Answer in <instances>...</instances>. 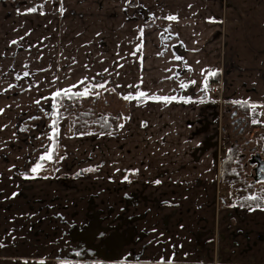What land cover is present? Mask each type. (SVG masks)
<instances>
[{
    "label": "crops",
    "instance_id": "1",
    "mask_svg": "<svg viewBox=\"0 0 264 264\" xmlns=\"http://www.w3.org/2000/svg\"><path fill=\"white\" fill-rule=\"evenodd\" d=\"M64 2L66 12L70 5ZM81 6L97 14L90 16L96 32L115 29L118 43H145L138 58L142 65L129 80L128 123L112 136L70 139L76 150L87 152L84 168L97 173L94 181L106 189L112 212L91 213L78 202L70 210L71 221L57 215L61 225L54 228L62 236L53 248L59 258L48 247L23 239L32 231L28 213L1 212L0 264H264V207L224 206L217 200L221 146L216 136L223 103L255 105L264 117V0H84ZM32 8L36 11L29 12ZM37 8L18 4L6 17L9 7L0 4L2 205L25 206L17 173L26 169L28 156L33 162L52 144L49 132L42 145V138L27 142L19 128L25 108L47 91L40 88L35 70L41 55L46 60L56 43L69 41L66 25L61 34L57 26L55 36L43 31L56 18ZM110 11L112 21L100 18ZM96 32L87 39L95 42ZM22 44V53H15ZM48 69L52 72L53 64ZM208 69L219 80L218 88L207 87L206 94ZM28 70L37 73L34 87L17 79ZM140 92L147 94L142 100L135 98ZM29 181L35 182L38 206L47 198L56 203L52 208L64 205L58 204L61 198L50 178Z\"/></svg>",
    "mask_w": 264,
    "mask_h": 264
},
{
    "label": "rangeland",
    "instance_id": "2",
    "mask_svg": "<svg viewBox=\"0 0 264 264\" xmlns=\"http://www.w3.org/2000/svg\"><path fill=\"white\" fill-rule=\"evenodd\" d=\"M83 1L84 0H68L67 4L70 5V8L67 7L66 12L63 10V5L65 4L64 0H17L16 2L19 5L30 6L34 4L38 7L40 6V8L37 9H40L43 13H45V15L52 19L53 17L56 18L54 20L56 23L47 24V28H43V31H48L49 36H55L58 32L61 34V26H68L64 34L66 36L65 40L69 41L63 44L56 43L54 53L52 52L53 54L48 55V59L46 60H44L45 54H42L39 68L35 69L39 71L40 88L46 89L47 91H40L39 94H36L37 97L40 98L39 103L35 101L32 106L29 105V108H25L24 110L25 117L23 124L20 125L19 128L24 133L26 138L25 140L27 142L34 141L37 138H42V145H44V137L46 135L48 136V132L49 135L52 136L53 126L51 112L54 104L53 102L55 100V93L58 91L70 89V91L79 92L84 91L86 88L89 89V91H92V89L95 91L99 88V84H104L103 88H111L123 97L130 96L131 84L129 80L133 77L134 72L137 69L139 70L142 65V58H138L142 55L145 43L136 41L129 44L128 39L122 44L120 42L118 43L114 34L117 33V30L115 29L107 28L104 32H96V22L91 20L90 16H96L97 14L87 12L85 7L81 6ZM93 1L96 3L98 0ZM11 3L12 1L7 2L0 0V4L7 5L9 7V14H6V17H9V15L12 14V9L15 8L11 6ZM16 3L14 2V4ZM99 15L101 19L104 16V20L107 21H112L115 16L114 12L111 11L106 14L100 13ZM51 25L53 26V29L49 27ZM61 30L63 31V28ZM93 31L96 32L94 35L95 42L93 39H87L91 36ZM70 41H76L78 44L74 42L70 44ZM23 46L25 45H19L15 50V53H22L24 50ZM50 64H53L54 66V70L52 72H49L48 69ZM26 72L28 73L27 76H24V74L18 75L19 80L25 82L27 87H34L36 85L34 81L37 78V73L33 74L31 70ZM66 81H68L69 84L62 86V84ZM54 89H57L56 92H54ZM93 93L88 94L90 98L93 97ZM206 94H208V88L206 90ZM84 99L87 100V97L85 96ZM258 109L260 110L261 115V109ZM225 110L226 109L223 103L221 107L219 106L217 117L219 115V118H221L222 128L223 126L228 128L233 125V127L239 131L240 135L236 143H246L247 149L245 152H247V155L243 162L249 163L252 155L256 153L260 154V144L264 141V117L255 119L257 122L251 123L248 128V122L245 121L246 117L242 115L235 116L236 113H234V115L228 113L226 114ZM238 120L239 122H237ZM127 123L128 121L125 124ZM260 123L261 126L259 125ZM67 124V119H63L58 126L57 144L59 143V154H57V156L52 155V160H41V156L47 155V153L44 152L33 162H30L32 158L28 156L26 169L17 173L19 178V198L23 201L26 207H22L21 204L16 205L14 203H10L2 205L0 203V214L1 212L9 213L12 209H14L16 214L28 213V224L31 225L32 231L26 233L23 239H28L35 245L39 244L41 247H48V250H51V254H55V257L57 258H59L61 254L56 251L57 249L53 248V243L56 238L58 239V235L62 236L61 231L58 232L55 230V228H59V225H61L60 220L55 219L57 215L65 218V214L67 220L71 221L70 210H74L76 204L78 205V202H85V205L88 206V211L91 213H96L97 210L108 214L112 212V202H107V197L104 196L103 193L106 189L101 185L98 186L97 182L94 181L97 173L94 171H88L84 168L88 164V160L86 158L87 152H84L83 148L76 150L75 148H77L78 145L71 146L70 139L79 137L86 140L97 136L108 137L117 132L74 137L66 134V130L68 131ZM216 136L218 144L221 146V156L218 157L220 169V162L226 156L228 148L223 145L224 136H222V130L220 132V138L217 130ZM53 143L54 138L52 139V144L48 150L52 151ZM39 145L40 144L38 143L33 148H37ZM37 164H40L42 167L37 172H32V169L36 167ZM51 171L54 172L52 173ZM34 178H50V184L52 185L53 183L54 185L52 186H54L55 191L59 192L56 195L59 197L57 200H60L61 198L58 204L64 205L59 208H52L51 205H55L56 203L54 200L49 201L47 198L42 200L44 202L41 206H38V200H36L38 197L33 192L35 182L29 181ZM257 185L258 186L256 187L254 193L259 192L263 186V182L258 183ZM80 190H85L88 194L81 195ZM70 192L74 193L72 197H70ZM229 192V187H226L220 182L217 197L220 205L223 204L220 198L221 196H225L228 200H231L230 198L236 199L234 194L228 197L227 194H229ZM239 194H241V192ZM129 203H131V201ZM13 206H15V208ZM26 219L27 218L25 217L22 218L21 223H26ZM23 239L17 238L16 242L24 241ZM214 261V263H218V260ZM67 264L87 263L72 262Z\"/></svg>",
    "mask_w": 264,
    "mask_h": 264
},
{
    "label": "trees",
    "instance_id": "3",
    "mask_svg": "<svg viewBox=\"0 0 264 264\" xmlns=\"http://www.w3.org/2000/svg\"><path fill=\"white\" fill-rule=\"evenodd\" d=\"M18 5V4H17ZM219 74L209 75L207 77L208 84L218 82ZM99 90V91H98ZM89 91L84 96L75 95L70 91L71 95L60 96L55 95V100L52 108V126L53 121L56 122L55 127L58 130L59 123L63 119H67L69 136H84L90 134H101L118 132L125 125L130 117L129 99H124L123 96L117 94L111 88H101ZM89 93H93V97H89ZM87 97V100L84 97ZM130 97V96H129ZM90 98V99H88ZM144 99L140 97L139 100ZM226 114L235 116L242 115L246 117L248 128L253 123V120L260 117V110L257 107H252L247 103H224ZM128 116V117H127ZM246 122V123H247ZM261 126V123L259 124ZM53 132V129H52ZM239 131L233 125L231 127L222 128V136H224L223 145L228 148L226 156L220 162L219 177L220 182L229 187L230 192L227 196L235 195L236 199L228 200L225 196H221L222 203L235 205L244 208L264 207V182L259 192L254 193L258 183H252L248 178V163L243 162L246 158L247 145L246 143H236L239 137ZM223 138V137H222ZM221 138V140H222ZM58 135L54 137L52 146V155L59 154V143L57 144ZM258 149V147H257ZM260 155L264 159V141L260 144ZM55 160V159H53ZM52 173L54 171H51ZM241 192V194H239ZM256 197V199H250ZM222 204V205H223ZM87 264H107L87 263ZM115 264H153V263H136L124 262Z\"/></svg>",
    "mask_w": 264,
    "mask_h": 264
},
{
    "label": "snow or ice",
    "instance_id": "4",
    "mask_svg": "<svg viewBox=\"0 0 264 264\" xmlns=\"http://www.w3.org/2000/svg\"><path fill=\"white\" fill-rule=\"evenodd\" d=\"M29 12H35L36 11V8H32V9H29L28 10ZM168 19H175V17H168ZM143 33H142V30H141V35H142ZM13 43H16V41H13ZM176 59H181L180 57H176ZM211 75H215L216 73L215 72H213L211 69H208L207 70ZM28 75V73L27 72H25L24 73V76H27ZM17 79H19V77H17ZM192 83H195V81H192ZM182 88L183 87H186V85L185 84H181L180 85ZM98 87H101V88H103L104 87V84H99L98 85ZM207 87H208V82H207V79H205V81H204V90L206 91L207 90ZM89 92V89H85L83 92H79V93H76L75 95H78V96H84V95H86L87 93ZM55 95L56 96H60L61 95V92H56L55 93ZM63 95H71V92H70V89H65L64 90V92H63ZM147 94L146 93H144V92H140L139 94H138V96L137 97H135V98H137V99H139L140 97H144V96H146ZM133 97H129V96H125L124 97V99H132ZM157 99H159L158 97H157ZM164 99H168V98H164ZM37 103H39V101H37ZM252 107L254 108V107H256L255 105H252ZM3 110L2 109H0V112H2ZM257 121H253V123H256ZM55 124H56V122L55 121H53V132H52V136H50L49 137V139H53L54 137H56L57 135H58V130L56 129V127H55ZM121 127H123V125H121ZM40 159L41 160H52V151H50V150H47V155H45V156H41L40 157ZM42 166L40 165V164H37L36 165V167H34L33 169H32V172H37L40 168H41ZM88 171H94V169H88ZM125 179H127V178H125ZM157 183H159V181H157ZM250 199H256V197H250Z\"/></svg>",
    "mask_w": 264,
    "mask_h": 264
},
{
    "label": "water",
    "instance_id": "5",
    "mask_svg": "<svg viewBox=\"0 0 264 264\" xmlns=\"http://www.w3.org/2000/svg\"><path fill=\"white\" fill-rule=\"evenodd\" d=\"M12 1H15V0H12ZM11 6L14 7L15 4L14 3H11ZM250 164H254V163H257V174L256 176L254 177V183L258 182V181H264V160L262 159V157L260 156V154H256L254 155L250 161H249Z\"/></svg>",
    "mask_w": 264,
    "mask_h": 264
},
{
    "label": "flooded vegetation",
    "instance_id": "6",
    "mask_svg": "<svg viewBox=\"0 0 264 264\" xmlns=\"http://www.w3.org/2000/svg\"><path fill=\"white\" fill-rule=\"evenodd\" d=\"M4 1H12V0H4ZM16 3L17 2V0H15V1H12V3ZM16 4H18V3H16ZM16 4H15V6H16ZM14 6V7H15ZM237 122H239V120L237 121ZM257 154V153H256ZM256 154H254V155H256ZM254 155H252L251 156V158L254 156ZM249 165H248V178L251 180V182L252 183H254V177L256 176V174H257V172H258V170H257V163H254V164H250V163H248ZM261 182H264V181H258V182H256V183H261ZM255 183V184H256Z\"/></svg>",
    "mask_w": 264,
    "mask_h": 264
},
{
    "label": "built area",
    "instance_id": "7",
    "mask_svg": "<svg viewBox=\"0 0 264 264\" xmlns=\"http://www.w3.org/2000/svg\"><path fill=\"white\" fill-rule=\"evenodd\" d=\"M209 87H211L212 90H216L218 88V83L217 82H212L209 84ZM222 128V121H221V118L217 121V132H218V135H219V138H220V132H221V129ZM213 264H216V263H213Z\"/></svg>",
    "mask_w": 264,
    "mask_h": 264
}]
</instances>
